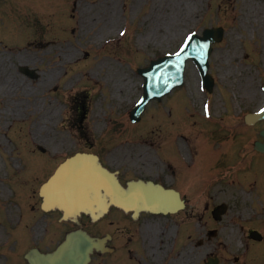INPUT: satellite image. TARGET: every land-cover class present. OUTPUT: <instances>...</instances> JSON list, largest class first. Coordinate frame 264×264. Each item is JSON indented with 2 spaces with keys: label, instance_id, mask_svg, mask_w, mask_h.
Wrapping results in <instances>:
<instances>
[{
  "label": "rangeland",
  "instance_id": "obj_1",
  "mask_svg": "<svg viewBox=\"0 0 264 264\" xmlns=\"http://www.w3.org/2000/svg\"><path fill=\"white\" fill-rule=\"evenodd\" d=\"M150 10H154L153 18H149ZM124 16L132 25L127 38L120 44L102 48L101 43L116 36ZM105 19L111 20L108 21L110 28L104 25ZM206 27L225 29L224 41L216 46L211 57V74L216 85L213 92L206 96L200 90L199 76L191 64L184 91H175L161 105L150 104L143 123L132 125L125 116V110L138 98L141 82L131 71L133 64L144 65L156 55L176 50L188 32L197 30L201 33ZM167 28L176 33H169ZM30 40L52 41L54 44L42 50L33 46V50L28 49ZM126 47H134L139 53L131 54V51L125 50ZM21 64L33 65L41 71V78L34 80L33 87L20 84L22 78L18 75V66ZM263 85L264 0H0V88L7 87L16 92L7 97L13 102L5 101L4 93L0 92V264L8 263L2 254L9 249L18 258L17 245L22 256L33 247V228L29 231L32 220L27 216L33 214V209L30 212L33 201L39 202V185L68 155L83 149L81 133L74 123L77 114L74 107L77 108L80 96L90 114L89 123L92 120L103 121L106 114L125 123L116 125L115 119L112 121L117 141H110L111 144H118L115 147L123 149L120 153L127 154L128 160H131L129 164L122 162L123 166L115 165L123 168L125 179L135 174L162 175L171 179L163 172L164 162L152 157L154 151L150 154L152 150L135 146L140 142L156 143V148H159V143L165 138L162 132H166L165 136L175 135L177 142H191L190 153L198 151L202 144L208 151L211 149L210 136L205 132L220 126L222 142L230 146V154L227 151V156L223 154L220 159L222 163L217 160L215 166L201 170L197 186L177 180L175 183L197 209L199 217L207 203L211 206L224 202L229 204L228 216L218 224L221 227L220 237L209 245L217 246L221 251H224L222 247L231 248L230 253H224L231 260L238 255L244 258L241 253L245 248L240 237L244 234L246 237V231L252 228L264 230V161L259 159L254 149L255 141L261 140L259 130L264 128V122L255 126L244 122L246 113L263 105ZM28 99L29 106L24 113L35 112L33 99L46 110L42 114L38 111L31 117L34 121L39 115L49 114L46 132L33 136L36 145L46 148L45 158L51 159L48 172H33L41 158L32 151L33 142L29 136L31 123L27 119L12 121L13 117L9 118L15 115L16 108L13 110L11 106L17 102L24 107ZM208 103L213 118H202ZM5 108L8 109L7 115ZM121 113L123 116L120 117ZM223 123L225 127L221 128ZM101 126L94 132L91 129V134H100L104 124ZM6 128V136L11 143L4 135ZM185 134L187 140L179 137L181 140L178 141L177 135ZM212 134L215 135L214 152L220 153L221 139L214 131ZM199 139L203 143L198 144ZM246 147L248 153L244 160L240 153ZM61 152L67 155L59 156ZM55 154L59 157L56 158ZM203 154L204 151L201 156ZM212 154L208 161L212 159ZM241 157L238 168L236 162ZM261 157L264 159V156ZM205 160L198 157V165ZM45 162L48 163L47 160ZM137 162L138 168L143 169L142 173L134 167ZM177 167L183 171L179 161ZM9 175L22 181L13 183ZM249 180L253 181L250 189L254 195L248 189ZM40 219L39 215H33V227ZM198 223L197 237L200 239L205 227ZM87 224L91 225L89 221ZM14 225L22 229L19 233L24 238L19 239L16 232H11ZM9 239V248H3ZM51 239L49 236L48 240ZM210 246L198 248V261H202ZM257 248L258 251L249 255V261H264V248ZM17 262L26 264L24 260H13L10 264Z\"/></svg>",
  "mask_w": 264,
  "mask_h": 264
},
{
  "label": "water",
  "instance_id": "obj_2",
  "mask_svg": "<svg viewBox=\"0 0 264 264\" xmlns=\"http://www.w3.org/2000/svg\"><path fill=\"white\" fill-rule=\"evenodd\" d=\"M256 120V118L253 117H249L248 118V122L253 123ZM264 135V132H263ZM258 148L262 151H264V144H259ZM85 173V172H83ZM86 174V173H85ZM75 174L69 173V178L72 177ZM117 187V186H116ZM69 198H75V196H71V194L68 196V198H66L67 200H72ZM125 200V206L126 207H131L132 203L129 202L126 197L123 198ZM135 207L137 208H143L146 210H153V211H157L163 208H158V203L154 202L152 200H147V202H142L139 205L134 204ZM166 208V207H165ZM93 244H95L94 240H82L79 239L78 237L72 236L69 237L66 244H65V250L63 253V258L64 260H61V264L62 261H64V264H86L89 258V253L91 252V247L93 246ZM60 260V259H58Z\"/></svg>",
  "mask_w": 264,
  "mask_h": 264
},
{
  "label": "flooded vegetation",
  "instance_id": "obj_3",
  "mask_svg": "<svg viewBox=\"0 0 264 264\" xmlns=\"http://www.w3.org/2000/svg\"><path fill=\"white\" fill-rule=\"evenodd\" d=\"M143 233H145L148 238L150 239V244H154V240L158 239V231L153 232V236H151V232H147V230H143V228L141 229ZM136 231H138V228L136 229ZM129 244H131V239L129 240ZM119 251V248L116 247V252ZM128 254L130 255L131 259L133 260L132 262L134 263V258H133V254L131 252V249L128 248L127 249ZM127 256V254L125 252H122L119 257L118 260H115V264H121L122 263V258H125ZM148 264V263H146ZM162 264H175V258L172 256V254H168L166 258L163 259Z\"/></svg>",
  "mask_w": 264,
  "mask_h": 264
},
{
  "label": "bare ground",
  "instance_id": "obj_4",
  "mask_svg": "<svg viewBox=\"0 0 264 264\" xmlns=\"http://www.w3.org/2000/svg\"><path fill=\"white\" fill-rule=\"evenodd\" d=\"M168 31H169L170 33H176V32H171L170 28H168ZM41 119H42V120H41L40 122H42V121L44 120V116L41 117ZM40 122H39V123H40ZM44 127H45V123L42 122V123H41V126H40V129L43 130Z\"/></svg>",
  "mask_w": 264,
  "mask_h": 264
},
{
  "label": "snow or ice",
  "instance_id": "obj_5",
  "mask_svg": "<svg viewBox=\"0 0 264 264\" xmlns=\"http://www.w3.org/2000/svg\"><path fill=\"white\" fill-rule=\"evenodd\" d=\"M121 35H124V33L122 32ZM189 39H191V37H189ZM185 46H187V45H185ZM177 55H179V53H177ZM262 111H264V110H262Z\"/></svg>",
  "mask_w": 264,
  "mask_h": 264
}]
</instances>
